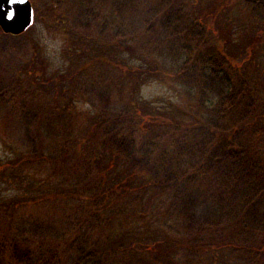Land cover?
Returning a JSON list of instances; mask_svg holds the SVG:
<instances>
[{
    "label": "trees",
    "instance_id": "trees-1",
    "mask_svg": "<svg viewBox=\"0 0 264 264\" xmlns=\"http://www.w3.org/2000/svg\"><path fill=\"white\" fill-rule=\"evenodd\" d=\"M31 1L68 62L0 28V264H264V69L234 22L194 0ZM157 78L177 97L140 96Z\"/></svg>",
    "mask_w": 264,
    "mask_h": 264
},
{
    "label": "rangeland",
    "instance_id": "rangeland-1",
    "mask_svg": "<svg viewBox=\"0 0 264 264\" xmlns=\"http://www.w3.org/2000/svg\"><path fill=\"white\" fill-rule=\"evenodd\" d=\"M194 1L197 6L203 8L207 6L215 7V12L207 13L212 15V22L216 19L233 21L234 27L239 33L234 41L238 45L233 46L236 51L238 49L241 52L242 60H239V62L241 64L247 62L254 74L257 73L256 71L259 68L264 69V13L251 10L241 0ZM29 35L35 38L39 57L47 65L48 71H57L64 68L66 61L68 62L64 51L65 33L58 25H46L35 17ZM261 75H264V73ZM262 80L264 81V77ZM139 94L145 99L156 102L176 96L177 91L167 79L157 78L143 84ZM86 104L88 103H78V107L89 108L90 105ZM2 143L0 140V155L4 156ZM0 190L7 193L4 187H1ZM9 191L12 192L13 190L10 189Z\"/></svg>",
    "mask_w": 264,
    "mask_h": 264
},
{
    "label": "water",
    "instance_id": "water-1",
    "mask_svg": "<svg viewBox=\"0 0 264 264\" xmlns=\"http://www.w3.org/2000/svg\"><path fill=\"white\" fill-rule=\"evenodd\" d=\"M35 19L31 0H0V28L5 33L20 34Z\"/></svg>",
    "mask_w": 264,
    "mask_h": 264
}]
</instances>
